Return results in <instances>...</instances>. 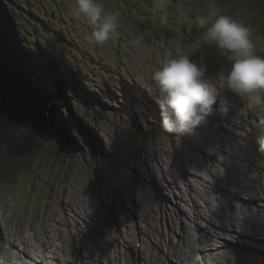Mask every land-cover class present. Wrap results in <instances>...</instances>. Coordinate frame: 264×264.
<instances>
[{
	"label": "rangeland",
	"instance_id": "rangeland-1",
	"mask_svg": "<svg viewBox=\"0 0 264 264\" xmlns=\"http://www.w3.org/2000/svg\"><path fill=\"white\" fill-rule=\"evenodd\" d=\"M233 1L237 10L228 0L215 3L221 14L243 24L253 18L252 8L243 11L246 2ZM97 2L119 17L117 33L103 45L87 41L92 29L71 15L74 0H0V13L14 18L12 25L0 17V33L16 36L41 65L43 77L35 74L36 79L60 104L52 115L60 119L63 113L83 148L66 157L63 144L49 137L29 170L13 183L0 184V260L6 256L8 264H26L32 256H43L47 264H264V134L254 124L256 112L226 87L221 73L231 67L227 54L205 42L206 28L198 26V16L212 0ZM141 33L144 41L134 45ZM252 40L264 56V35ZM73 45H80L95 75L88 74L87 61L71 50ZM6 48L0 47V55ZM44 54L62 64L80 62L78 71L87 70L84 75L93 82L88 96L75 87L65 90L73 98L71 109L47 78ZM166 57H188L203 66L205 78L217 88L214 114L191 135L161 126L151 76ZM105 64L115 80L122 78L115 68L126 82L135 76L134 101L100 75ZM33 103L42 108L39 101ZM224 106L227 113L221 111ZM92 134L101 140V155Z\"/></svg>",
	"mask_w": 264,
	"mask_h": 264
},
{
	"label": "trees",
	"instance_id": "trees-1",
	"mask_svg": "<svg viewBox=\"0 0 264 264\" xmlns=\"http://www.w3.org/2000/svg\"><path fill=\"white\" fill-rule=\"evenodd\" d=\"M224 1L226 0H222V2ZM228 1L233 5L234 10L238 9L236 2L233 0ZM241 1L247 3L243 10L246 14L249 8L254 11L252 13L253 18L248 17L245 24L253 28L251 31L252 38L258 39L264 35V0ZM0 17L7 24H12V20L14 21V18L2 11ZM24 45V43H19L16 36L0 33V47L3 49L7 47L6 53L0 55V78L2 80L0 84V184L13 183L18 174L29 170L49 137L63 144V154L66 157L72 158L83 149L76 145L77 141L71 136L63 113L61 112L60 119H58V114L52 115L53 112L56 113V108L60 107V104L54 101V98L52 99L53 96L46 91L41 81L36 79L35 74H38L39 79L43 77L41 76L43 74L41 65H36L28 57ZM207 49L210 50L211 46H208ZM71 50L76 55L79 54L85 58L88 63L87 70H91L88 74H94L89 66L88 56L80 49V45H73ZM44 56L49 59V67L47 66L46 71L47 78L52 86L57 85L59 100L67 103L69 109H71L73 98L71 97V100H69L65 90L75 87L82 94L88 96L87 89L90 88L91 90L93 82L84 75L87 70L83 73L80 70L78 71L80 67L76 65H79L80 62L75 64L67 61L68 64H62L52 54H44ZM94 58L93 63H96L97 56H94ZM126 63L124 65L118 63L116 66L121 69L125 67ZM107 67L108 64L103 66L100 75L106 82L114 83L116 87L122 88L130 102L134 101L133 93L137 85L135 76H130V82H126L123 78L124 74L117 72V68H115V73L122 76L121 79L115 80L113 74L104 70ZM41 97H45L46 100H40ZM33 101H39L42 108L36 107ZM53 103L58 105L56 106ZM74 107L78 108L76 100ZM68 121L73 126L74 124L78 125L74 120L68 119ZM76 128L78 127L74 126V129ZM92 137L95 151L101 155L103 153L101 140L99 144L98 138L93 134Z\"/></svg>",
	"mask_w": 264,
	"mask_h": 264
},
{
	"label": "clouds",
	"instance_id": "clouds-1",
	"mask_svg": "<svg viewBox=\"0 0 264 264\" xmlns=\"http://www.w3.org/2000/svg\"><path fill=\"white\" fill-rule=\"evenodd\" d=\"M70 11L75 19H83L91 26V34L87 36L89 43L103 45L117 33V13L105 11L104 5L97 0H74ZM197 19L198 26L206 28L202 34L205 42L225 52L231 63L227 73H221L227 89L247 101L257 114L255 126L264 134V56L255 51L251 29L221 14L215 0ZM143 41L141 33L132 43L141 45ZM151 79L159 93L161 126L167 132L191 135L214 114L217 88L205 78V68L188 57H166ZM221 111L227 113L228 108L224 106ZM260 142L264 146V135Z\"/></svg>",
	"mask_w": 264,
	"mask_h": 264
},
{
	"label": "water",
	"instance_id": "water-1",
	"mask_svg": "<svg viewBox=\"0 0 264 264\" xmlns=\"http://www.w3.org/2000/svg\"><path fill=\"white\" fill-rule=\"evenodd\" d=\"M217 104H219L218 100H217ZM217 104H216V107L218 106ZM110 213H111V211H110ZM107 223L109 224V222H107ZM116 224H117L118 227H121V225H120L121 221L120 220L116 219Z\"/></svg>",
	"mask_w": 264,
	"mask_h": 264
},
{
	"label": "bare ground",
	"instance_id": "bare-ground-1",
	"mask_svg": "<svg viewBox=\"0 0 264 264\" xmlns=\"http://www.w3.org/2000/svg\"><path fill=\"white\" fill-rule=\"evenodd\" d=\"M94 94H95V92H94ZM132 112H134V111H132ZM95 245V244H94ZM54 254V253H53ZM56 256V255H55ZM20 258V257H19ZM43 264V263H42Z\"/></svg>",
	"mask_w": 264,
	"mask_h": 264
}]
</instances>
